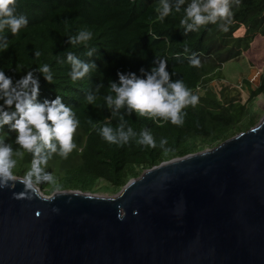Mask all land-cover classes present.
<instances>
[{
  "label": "trees",
  "instance_id": "obj_1",
  "mask_svg": "<svg viewBox=\"0 0 264 264\" xmlns=\"http://www.w3.org/2000/svg\"><path fill=\"white\" fill-rule=\"evenodd\" d=\"M158 3L159 0H17V14L25 15L29 23L15 36L9 29L0 33L9 42L7 51L0 49V70L15 81L27 71L49 64L53 84L38 73L39 101L54 100L61 95L80 120L74 138L77 148L66 159L54 155L46 168L55 176L61 191L117 194L146 170L217 147L261 120L254 111V102L264 96V0H240L238 6L233 3L234 18L228 32L219 30L218 24L186 32L181 25L183 11H173L161 22L155 10ZM187 3L190 0H186L185 7ZM84 26L93 31L92 41L87 48L72 47L68 37ZM90 49H95L92 57L86 55ZM36 50L42 53L38 60ZM70 50L82 60H94L98 69L73 82L66 57H62L63 64L56 59ZM193 52L200 54L199 67L189 63ZM157 58L167 61L169 73H174L173 81L183 80L200 97L199 103L185 109L187 115L182 126L135 113L125 114V120L137 133L142 128L152 133L155 148L138 145L135 139L123 146L106 142L89 119L103 122L109 118L113 127L118 125L119 119H112L103 99L108 94L109 81L118 82V72L140 77V69L150 71ZM227 65L230 73L240 71L242 82L250 89V103H242L223 91L218 93L212 86L213 82L226 78ZM252 69L260 76L254 87L248 79ZM101 81L105 87L96 102L89 105L86 96ZM15 138L16 133L9 126L0 129V139L17 148ZM161 139L167 140L163 146ZM31 159L32 155L25 153L15 169L17 175L30 167ZM101 183L107 186L101 188ZM56 186L41 184L40 188L51 195Z\"/></svg>",
  "mask_w": 264,
  "mask_h": 264
},
{
  "label": "water",
  "instance_id": "obj_2",
  "mask_svg": "<svg viewBox=\"0 0 264 264\" xmlns=\"http://www.w3.org/2000/svg\"><path fill=\"white\" fill-rule=\"evenodd\" d=\"M0 264H264V115L112 196L0 188Z\"/></svg>",
  "mask_w": 264,
  "mask_h": 264
},
{
  "label": "clouds",
  "instance_id": "obj_3",
  "mask_svg": "<svg viewBox=\"0 0 264 264\" xmlns=\"http://www.w3.org/2000/svg\"><path fill=\"white\" fill-rule=\"evenodd\" d=\"M233 3L238 6L240 0H190L186 7V0H159L155 10L157 19L161 22L173 11H183L181 25L186 32L198 31L208 24H218L219 30L228 32L234 18ZM28 23L25 15L17 14V0H0V33L9 29L15 36ZM92 39L93 31L84 26L75 35L68 37V43L72 47L82 45L87 48ZM0 49H9L6 37L0 36ZM94 52L95 49H90L86 55L92 57ZM185 52H188L187 48ZM41 55L39 50L35 51L37 60ZM199 55L195 52L191 54V66L201 65ZM62 57H66L70 65L68 75L73 82L84 79L98 69L94 60H82L71 50L56 56L61 64L64 63ZM140 72V77L131 72H118V82L108 83V94L103 99L112 113V119H119L118 125L113 127L109 118H105L103 122L89 119V123L110 144L123 146L135 139L138 145L155 148L156 141L152 133L147 128H142L137 133L125 120V114L130 116L135 113L182 126L187 115L185 109L199 103L200 97L183 80L173 81L174 73H169L166 60L157 58L150 71L142 68ZM38 73L49 84H53L54 74L47 63L35 71H27L26 75L15 81L4 70H0V129L9 126L16 133L14 143L18 146L14 148L12 143L0 139V188L20 183L36 196L41 193V184L57 185L55 176L46 171L49 160L54 155L66 159L77 148L74 138L80 126L76 112L64 102L61 95H57L54 100L39 101L41 85ZM104 87L101 81L95 91L86 96L89 105L96 102ZM166 143V139H161V146ZM25 153L32 155L30 167L22 175H17L15 169L18 161L24 159ZM61 190L59 186L55 187V191Z\"/></svg>",
  "mask_w": 264,
  "mask_h": 264
},
{
  "label": "rangeland",
  "instance_id": "obj_4",
  "mask_svg": "<svg viewBox=\"0 0 264 264\" xmlns=\"http://www.w3.org/2000/svg\"><path fill=\"white\" fill-rule=\"evenodd\" d=\"M229 65H227L226 71H225V79L222 81H215L212 83V86L215 87L216 91L219 93L220 91H223L226 95H229L231 97H236L239 99L242 103H250L249 101V87L246 85V83L242 82L243 77L241 76L240 71H232L229 72ZM248 79L252 82V86H257L259 83L260 76L258 72L255 71V69H252L250 71ZM254 111H257L260 117H263L264 115V96L260 95L254 102ZM107 185L105 183L99 184V187L105 188ZM100 195H106V196H112L114 194L110 193H98Z\"/></svg>",
  "mask_w": 264,
  "mask_h": 264
}]
</instances>
